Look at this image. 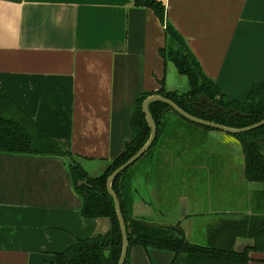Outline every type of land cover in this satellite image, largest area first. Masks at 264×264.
Instances as JSON below:
<instances>
[{
	"label": "crops",
	"instance_id": "obj_1",
	"mask_svg": "<svg viewBox=\"0 0 264 264\" xmlns=\"http://www.w3.org/2000/svg\"><path fill=\"white\" fill-rule=\"evenodd\" d=\"M159 1L166 22L226 100L241 101L264 82V0ZM168 46L181 50L153 10L133 0H0V115L33 120L89 176H98L131 140V114L142 94L161 85L188 89L187 78L159 54ZM257 103L264 106V92ZM69 163L60 155L0 152V264H53L55 252L109 231L108 218L81 216ZM159 165L137 173L133 216L178 223L188 241L206 243L210 223L203 210L188 213L178 167ZM168 178L179 187L167 191ZM170 193H179L175 212L165 198ZM250 200L243 214H250ZM251 245L252 238L239 236L233 248ZM173 255L133 246L129 262L170 264ZM248 256L247 264H264V249Z\"/></svg>",
	"mask_w": 264,
	"mask_h": 264
},
{
	"label": "trees",
	"instance_id": "obj_2",
	"mask_svg": "<svg viewBox=\"0 0 264 264\" xmlns=\"http://www.w3.org/2000/svg\"><path fill=\"white\" fill-rule=\"evenodd\" d=\"M133 3L152 9L165 26L166 34L180 47V51L169 46L162 47L159 54L164 62H171L177 72L187 78L188 89L184 92L168 91L161 85L155 93L142 94L135 101L131 114V140L100 175L89 176L70 152L64 151L33 120L29 119L27 123L0 115V152L68 157L73 187L82 198L81 216L106 217L110 221V229L104 235L78 239L65 250L55 252L53 264H118L122 237L114 204L106 189V179L148 139L150 129L142 111V102L148 95H162L191 115L234 128L245 127L264 118V106L257 103L258 96L264 92V82L253 84L247 97L241 101L226 100L214 82L203 73L181 36L166 22L164 4L159 0H133ZM195 101L214 105L217 111L202 113L196 109ZM148 110L156 126L155 138L136 161L115 177L111 185L119 199L128 236L124 264H130L129 252L133 246L171 251L174 255L170 264H247L249 252L264 249V125L243 133H228L241 148L245 180L263 184V189L255 192L256 200L253 201L251 197L250 214L219 218L207 226V242L196 244L186 239L178 223L165 227L146 226L133 220H143L132 213L137 190L134 180L138 171H143L144 165L156 167V164H160L161 153L157 147L164 145V139L181 141L187 135L195 138L193 135L196 134L191 130L213 129L187 120L160 101L151 102ZM239 236L252 238L253 245L245 246L241 251L234 250L235 239Z\"/></svg>",
	"mask_w": 264,
	"mask_h": 264
},
{
	"label": "rangeland",
	"instance_id": "obj_3",
	"mask_svg": "<svg viewBox=\"0 0 264 264\" xmlns=\"http://www.w3.org/2000/svg\"><path fill=\"white\" fill-rule=\"evenodd\" d=\"M191 131L196 134L193 135L195 138L189 135L181 141L166 138L162 141L164 145L160 144L157 147V151L159 154L161 153L162 165L164 164L166 170L178 167L176 179L184 189L188 190L187 192L184 190L185 194H183L189 199L186 205L188 213H195L199 209L203 210L201 213L205 216L206 224L219 219L220 215L214 212L220 209H226L233 213L237 211L233 215H242L241 211L246 208L248 197L250 196V199L252 197L253 201L256 200L255 192L257 190L252 193H249V190L263 187V185L245 180L241 149H239L237 141L222 130L197 129ZM230 140L232 143H229ZM160 167L159 164H156L157 169ZM145 168L147 165H144ZM141 173L138 171V175L141 176ZM167 181L165 187L167 191L173 186L179 187L177 183L176 185L171 183V178H168ZM141 184L142 182L137 187L140 188ZM178 195L179 193H174V195L170 193L165 196L172 212L176 211L175 196ZM249 202L251 205V200ZM212 210L214 211L212 212ZM156 220L165 221L164 218ZM194 225L195 229H199L198 217L194 220ZM238 245L240 244L238 243Z\"/></svg>",
	"mask_w": 264,
	"mask_h": 264
},
{
	"label": "water",
	"instance_id": "obj_4",
	"mask_svg": "<svg viewBox=\"0 0 264 264\" xmlns=\"http://www.w3.org/2000/svg\"><path fill=\"white\" fill-rule=\"evenodd\" d=\"M153 101H160V102L167 104L175 112H177L178 114H180L181 116H183L184 118H186L187 120H189L191 122H194V123H197L200 125H204V126L210 127L212 129H215V130H222L226 133H232V134L243 133V132L251 131L253 129H256V128L264 125V118H263V119L259 120L258 122H255L251 125L241 127V128H234V127L226 126V125L214 122V121L205 120L203 118H199L197 116L191 115L188 112L181 109L179 106H177L170 99H168L162 95H158V94L148 95L142 102V111L145 115V120H146L147 125L150 129L148 139L138 149V151L135 154H133L128 160H126L119 167H117L106 179V189L112 198L114 208L116 211V215H117V220H118L120 231H121V237H122L121 251H120V255H119V259H118V264H124V262H125V257H126L127 250H128V236H127L125 221H124V218H123V215L121 212L119 199H118L117 195L115 194V192L112 190L111 185H112V182L114 181L115 177L120 172H122L125 168H127L129 165H131L134 161H136L152 144V142L155 138V135H156V126H155V123L151 117L149 110H148V105ZM194 103L200 104V101H195ZM197 110L202 112V113H206L207 111L208 112L217 111V109L214 105L209 107L207 110H199V109H197ZM220 110L221 109H218V111H220ZM262 155L264 156V152H262ZM133 220L138 222V223H141L143 225H146V226H162V227L169 226L167 224H162V223H157V222H148V221L138 220L135 218ZM190 243H193V242H190Z\"/></svg>",
	"mask_w": 264,
	"mask_h": 264
},
{
	"label": "flooded vegetation",
	"instance_id": "obj_5",
	"mask_svg": "<svg viewBox=\"0 0 264 264\" xmlns=\"http://www.w3.org/2000/svg\"><path fill=\"white\" fill-rule=\"evenodd\" d=\"M195 105H196V109H199V110H207L209 107H211L207 104L202 103V101H200V104H195Z\"/></svg>",
	"mask_w": 264,
	"mask_h": 264
}]
</instances>
